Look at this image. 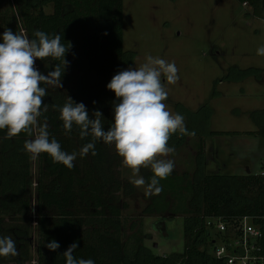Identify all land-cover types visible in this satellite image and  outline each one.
Returning <instances> with one entry per match:
<instances>
[{
  "label": "trees",
  "instance_id": "trees-1",
  "mask_svg": "<svg viewBox=\"0 0 264 264\" xmlns=\"http://www.w3.org/2000/svg\"><path fill=\"white\" fill-rule=\"evenodd\" d=\"M238 1L250 7V15L264 19V0ZM50 4L53 10L48 13L45 7ZM5 10L13 14L14 25L9 27L13 32L33 38V32L41 30L50 35L60 34L65 45L71 42L65 55L69 64L62 76L63 87H48L43 100L49 109L39 120L43 123L44 116L47 117L49 138L54 137L63 151L78 153L91 137L81 139L75 126L65 135L60 113L51 105L63 106L70 96L86 106L90 118L93 111H101L104 130H108L116 97L106 85L134 56L124 48L123 0H0V34L4 31L1 27ZM57 63L61 61L38 59L35 67L47 75ZM263 72L259 68L242 70L233 66L227 79L237 81L254 76L262 81ZM176 109L185 117L186 128L202 138L196 153L197 170L202 176L186 180L187 176L178 178L170 174L160 181L162 191L151 195V205L144 213L182 214L184 252L156 254L145 244L147 234L142 222L137 227L132 221L131 233L126 232L123 210L129 205L121 193L133 195L135 187L121 177L122 158L114 145L97 141V155L89 152L83 158L77 156L74 168L69 170L53 163L46 153L32 159L23 144L34 136L21 133L7 139L6 130H0V236H12L19 252L14 257H0V264H66L61 253L73 242L78 245L73 255L92 259L95 264H227L214 254L216 244L229 236L228 232L208 225L207 220L214 217L223 218L231 226L238 225L245 216L252 218L262 230L259 243L264 254V175L206 172L205 136L230 132L209 130L212 108L208 105L192 111L178 102ZM258 112L254 111L252 116L260 120L259 129L246 133L264 135V112ZM188 138L173 134L169 146L177 149ZM181 179L184 185L179 183ZM168 191L178 199L174 206L166 200ZM52 240L60 245L56 251L45 247Z\"/></svg>",
  "mask_w": 264,
  "mask_h": 264
},
{
  "label": "rangeland",
  "instance_id": "rangeland-1",
  "mask_svg": "<svg viewBox=\"0 0 264 264\" xmlns=\"http://www.w3.org/2000/svg\"><path fill=\"white\" fill-rule=\"evenodd\" d=\"M123 2L124 48L134 53L125 69L140 66L148 55L174 62L179 80L169 85L162 77L168 90L165 101L168 110L178 113V102L192 111L208 105L212 108L209 130L230 132L205 136L206 172L246 174L249 170L253 173L264 171V135L234 133L259 129L260 120L252 113L264 112V79L259 81L254 76L237 81L227 79L233 66L242 70H264V56L257 55V49L264 46V19L250 15V7L238 0ZM45 8L48 13L53 10L52 4ZM4 15L3 30L14 25L12 12L5 10ZM200 139L189 136L175 153L166 157L174 161L172 176H187L186 180L201 178L202 172L197 170L199 163L196 161ZM33 168V181H36V164ZM120 171L123 179L131 181L135 178L123 164ZM150 173V169H141L140 175L146 184L134 186L133 195L121 193L123 201L129 205L123 210V216L127 218L126 232L131 233L132 221L137 227L142 222L147 234L145 244L155 253L184 252L182 214L174 216L169 211L153 215L144 213L151 205V196L145 195ZM195 173H198L196 177ZM179 183L185 184L183 179ZM166 200L173 206L178 201L171 191Z\"/></svg>",
  "mask_w": 264,
  "mask_h": 264
},
{
  "label": "clouds",
  "instance_id": "clouds-1",
  "mask_svg": "<svg viewBox=\"0 0 264 264\" xmlns=\"http://www.w3.org/2000/svg\"><path fill=\"white\" fill-rule=\"evenodd\" d=\"M0 130H6L7 139L21 133L34 139H26L23 149L36 159L46 153L53 163H60L69 170L74 168L77 156L83 158L91 152L97 155L95 145L102 141L114 145L124 167L131 170L135 177L130 182L141 187L146 180L140 175L141 169H150L152 176L147 183L146 196L162 191L160 181L166 179L174 170V161L167 159L175 153V147L169 146L173 134L195 136L185 125V117L168 110L165 101L168 90L162 77L169 85L179 80L178 68L174 62L148 55L138 67H129L118 71L106 85L114 92L113 122L104 130L103 114L99 110L92 112V118L86 106L67 97L63 106L52 104L58 110L59 119L65 135L72 132L73 126L79 129L81 139L91 137L79 152L71 154L61 149L60 143L49 138L47 117L44 122L39 118L49 109L43 98L48 95V87L62 88V76L69 64L66 53L72 47L62 43L60 34H48L41 30L33 32L29 38L23 32H13L5 28L0 34ZM257 55L264 56V46L257 49ZM61 61L47 75L36 67V60ZM96 102L93 101V104ZM50 251H56L60 245L55 240L45 244ZM78 248L73 242L63 253L66 264H95L92 259L76 258L73 253ZM19 255L16 241L12 236H0V257Z\"/></svg>",
  "mask_w": 264,
  "mask_h": 264
},
{
  "label": "built area",
  "instance_id": "built-area-1",
  "mask_svg": "<svg viewBox=\"0 0 264 264\" xmlns=\"http://www.w3.org/2000/svg\"><path fill=\"white\" fill-rule=\"evenodd\" d=\"M207 223L229 235L227 240L216 244V257L225 259L227 264H264V254L259 243L263 233L252 218L245 216L236 226L228 225L221 217L209 218Z\"/></svg>",
  "mask_w": 264,
  "mask_h": 264
},
{
  "label": "crops",
  "instance_id": "crops-1",
  "mask_svg": "<svg viewBox=\"0 0 264 264\" xmlns=\"http://www.w3.org/2000/svg\"><path fill=\"white\" fill-rule=\"evenodd\" d=\"M45 10H46V8H45ZM249 131H256V130H249ZM241 132V131H240ZM247 131H243V132H241V133H246ZM240 133V134H241ZM253 135H257V134H253ZM207 153V152H206ZM225 167H227V165H225ZM249 172H251L250 170H249ZM249 172H247V173H249ZM264 171H262L261 173H257V174H262ZM246 173V174H247ZM251 173H253V172H251ZM148 246V245H147ZM157 254V253H156ZM160 255V254H159ZM164 255V254H163Z\"/></svg>",
  "mask_w": 264,
  "mask_h": 264
},
{
  "label": "water",
  "instance_id": "water-1",
  "mask_svg": "<svg viewBox=\"0 0 264 264\" xmlns=\"http://www.w3.org/2000/svg\"><path fill=\"white\" fill-rule=\"evenodd\" d=\"M249 172V171H248Z\"/></svg>",
  "mask_w": 264,
  "mask_h": 264
}]
</instances>
